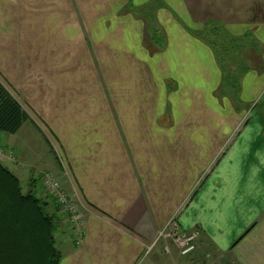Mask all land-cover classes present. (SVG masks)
I'll return each instance as SVG.
<instances>
[{"label": "crops", "instance_id": "crops-1", "mask_svg": "<svg viewBox=\"0 0 264 264\" xmlns=\"http://www.w3.org/2000/svg\"><path fill=\"white\" fill-rule=\"evenodd\" d=\"M0 74L28 117L0 151L33 133L79 211L58 264H264V0H0ZM172 218L197 258L144 259Z\"/></svg>", "mask_w": 264, "mask_h": 264}, {"label": "trees", "instance_id": "trees-1", "mask_svg": "<svg viewBox=\"0 0 264 264\" xmlns=\"http://www.w3.org/2000/svg\"><path fill=\"white\" fill-rule=\"evenodd\" d=\"M214 25L206 23L205 31ZM221 28L212 31L222 40ZM26 121L27 115L0 84V132L14 135ZM29 183L23 193L18 179L0 163V264H58L54 234L59 221L38 198V182Z\"/></svg>", "mask_w": 264, "mask_h": 264}, {"label": "rangeland", "instance_id": "rangeland-1", "mask_svg": "<svg viewBox=\"0 0 264 264\" xmlns=\"http://www.w3.org/2000/svg\"><path fill=\"white\" fill-rule=\"evenodd\" d=\"M159 3H160V1H158ZM159 5H161V3L159 4ZM217 28H215V30H216ZM215 35H217V33H214ZM217 38H218V35H217ZM216 41H219V40H216ZM0 84L4 87V89L9 93H11L12 94V96L13 97H17V94H16V92L10 87V86H8V84L5 82V81H3L2 80V77H1V74H0ZM17 99V98H16ZM33 120H34V122L36 123V125H38L39 127H41V125H39V122H38V120L37 119H35V118H33ZM22 131V130H21ZM30 132V131H29ZM29 136L31 137V145H30V149H31V151H28L27 150V152L25 153V152H23V153H21V158L19 157V156H17V158L19 159V160H15L16 162H18V164L19 165H21V164H23V168H22V170L23 171H27L28 173L30 172L31 174H33V177H34V179H37L36 181L38 182V186L36 187V192H38V195H43L41 198H43V200H44V202H49V201H51L53 204H55V202L53 201V199L51 198V197H49L48 195H46V194H43L44 193V191L43 190H40L41 189V185H40V180H38L39 178H37V176H38V172L40 171V169H39V166H41V164H42V162H44L45 160H46V157L44 156V154H43V148H42V146L40 145V141H38L37 139H36V137L34 136V134L33 133H26V138H29ZM46 137L50 140V142L52 143V145H53V147L55 148V143H54V141L51 139V137L48 135V133L46 134ZM3 139H5V141L8 143V144H10V148H12L13 146L14 147H17L18 145V142H20L21 140H23L24 138H23V135H21V133H20V131H19V133L18 134H16V135H12V134H8V133H4V132H0V141H2ZM8 152V151H7ZM5 153V152H3V151H0V160H2V159H7V161L10 163V164H16L15 163V161H13L14 159H13V156H9V154L8 153ZM12 154H19V151H15V150H13L12 149ZM45 154L49 157L50 155L47 153V152H45ZM54 173H56V175H60V177L59 176H57L58 178H59V182H60V184H61V186H62V188H63V190L67 193V191L65 190V188H64V186H63V183H62V180H61V176H63L62 174H60L61 172L59 171L58 173H57V171L56 172H54ZM20 181H21V184H20V186H21V189H22V192L23 193H26V191L29 189V187L28 186H26L25 185V183H26V181H28L27 179V176H25V174H23V176L22 177H20ZM45 196V197H44ZM46 197L48 198V199H46ZM70 197V196H69ZM71 199V198H70ZM71 201H72V203L76 206V204L74 203V201L71 199ZM52 203H49L50 204V209H51V206H52ZM56 205V204H55ZM56 207H57V205H56ZM76 208H77V206H76ZM58 209V208H57ZM59 211V210H58ZM79 212V211H78ZM55 215V217L57 218V220L59 221V223H58V225H61V224H63L64 223V220H63V218H65L64 216H63V214H60L59 215V217L61 218H59L56 214H54ZM172 220H173V222L177 225V231H179L180 233H184V232H181L180 231V229H179V226H178V224L176 223V220L175 219H173L172 218ZM66 224H65V226L66 225H68L67 224V222H65ZM170 223V221L168 222V224ZM167 224V225H168ZM167 227V226H166ZM165 227V228H166ZM171 228H173V225H171V226H169L168 227V229H171ZM57 230L58 231H56V233L54 234V236L56 237V235H58L59 234V232H60V229H59V227H57ZM77 231V230H76ZM163 231V230H162ZM161 231V232H162ZM161 232H159V234L157 235V237L158 236H160V233ZM192 232H196V231H192ZM192 232H187V233H192ZM156 237V238H157ZM58 236L55 238V240H57L58 241ZM163 240H165V242H167L166 244H168V246L166 245V248H168L167 250H168V252L167 253H169L170 255H172L173 254V256H174V254H175V259H178L177 258V255L179 254L178 253V248H176V246L173 244L172 245V242L169 240V239H166V238H159L158 240H157V242L154 244V246L150 249V251H148L147 253H146V255L144 256L145 258L144 259H146V258H149L150 257V252H151V250L153 249V248H155L157 245H159ZM198 240V239H197ZM196 245H197V243H196ZM159 248V247H158ZM176 251V252H175ZM196 251H199V250H197L196 248H195V250H194V254L196 253ZM194 254H191V255H189V256H186V258H188V257H190V256H192L193 255V257L194 258H197ZM207 259H209V256H207L206 257ZM201 264H218L217 262H215L212 258H210L209 260H206L204 263H201Z\"/></svg>", "mask_w": 264, "mask_h": 264}, {"label": "built area", "instance_id": "built-area-1", "mask_svg": "<svg viewBox=\"0 0 264 264\" xmlns=\"http://www.w3.org/2000/svg\"><path fill=\"white\" fill-rule=\"evenodd\" d=\"M40 185V190L44 191L43 194L53 199L60 214H63L65 217L64 219L68 224L69 230H79L81 227V220L78 209L72 203L68 194L63 190L59 178L54 173H44L40 178ZM171 225H173V228L168 229ZM176 227L177 225L171 220L153 244L147 247L146 253L150 251L159 238H166L172 242V245L174 244L176 248H178L179 256L186 257L193 254L196 248L198 233H180L177 231Z\"/></svg>", "mask_w": 264, "mask_h": 264}]
</instances>
